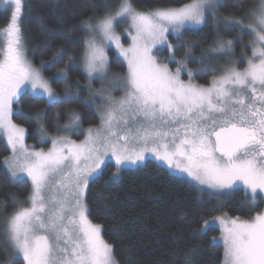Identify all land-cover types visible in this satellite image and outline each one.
Returning <instances> with one entry per match:
<instances>
[{
	"label": "snow or ice",
	"instance_id": "1",
	"mask_svg": "<svg viewBox=\"0 0 264 264\" xmlns=\"http://www.w3.org/2000/svg\"><path fill=\"white\" fill-rule=\"evenodd\" d=\"M4 3L12 5V11L0 49V135L11 153L3 163L13 182L26 176L30 183L29 195L24 200L14 196L15 207L3 217L9 262L19 255L20 264H119L113 245L102 235V225L90 218L86 201L90 184L99 179L108 160L115 161V171L105 185L115 182L122 167L142 163L151 155L201 189L230 192L243 185L250 212L264 204V31L254 23L264 28V5L251 9L238 5L235 11L242 15L237 16L221 13L217 0H191L179 7L162 0L149 9L138 7L135 0H116L81 21L88 34L79 62L70 55L63 67L46 77L45 61L37 67L27 56L20 23L23 0ZM206 12L214 17L217 32L213 43L201 49L198 67H209L212 53L231 54L235 38L242 41L247 67L239 69L230 59L220 76L200 85L188 67L195 41L185 37L184 29L202 24ZM121 24H127L123 33L117 30ZM221 28L235 32V37L221 36ZM245 29L251 36L246 43ZM172 33L175 43L169 38ZM181 43L186 51L177 56ZM249 45L251 57L244 51ZM165 48L175 70L157 59ZM109 50L125 71H113ZM72 71L86 75L88 98L101 101L96 105L100 123L84 130L83 140L51 136L41 123L42 109L34 117L22 110L14 113L13 105L28 90L33 101L47 106L71 104ZM184 71L187 81L181 76ZM94 79L100 81L99 88L92 87ZM59 82L63 95L53 87ZM116 91L123 95L115 96ZM66 112L64 124L57 113V132L79 134L81 113L71 107ZM14 114L34 118L39 123L37 143L50 142L51 147L26 144L27 129L15 123ZM224 206L217 201L212 211L220 214L211 219L201 212L198 234L205 235L210 225L218 224L221 235L212 239L223 242V264H264V208L244 219L229 215Z\"/></svg>",
	"mask_w": 264,
	"mask_h": 264
},
{
	"label": "trees",
	"instance_id": "2",
	"mask_svg": "<svg viewBox=\"0 0 264 264\" xmlns=\"http://www.w3.org/2000/svg\"><path fill=\"white\" fill-rule=\"evenodd\" d=\"M55 0H25L22 16V29L27 40L29 55L40 66L45 61L44 75L51 77L53 72L63 67L70 55L79 57L83 51L84 28L81 21L94 11L102 12L106 3L114 4L116 0H56L60 3L58 13L54 7ZM191 0H165L173 6H181ZM162 0H135L140 8L149 9ZM249 3V0H220L219 10L224 15L235 13L238 5ZM68 4V7L65 5ZM10 8L0 4V29L10 21ZM216 23L212 14L205 23L197 28L187 27L184 35L195 41L192 50L195 57L201 49L213 43L216 34ZM175 43V34L170 35ZM3 41L0 36V49ZM239 44L237 45V49ZM61 51L57 54V50ZM177 56L186 51V44L176 48ZM113 59L112 69L124 71L125 68L114 60V52L109 50ZM169 52L160 51L162 58ZM191 64L198 66L197 59H190ZM216 72L203 68L194 78L200 83H207ZM82 78L80 71L70 72V79ZM54 89L63 95V82L53 83ZM77 107L85 120L91 117V108L82 100L71 104L47 106L43 101H33L30 90L20 97V103L14 104V113L22 110L30 117L43 110L42 121L50 132L56 131L55 120L59 113L60 121L67 119V108ZM13 120L27 129V143L37 147L48 148L50 142L37 143L40 139L39 123L34 119H24L18 114ZM10 150L4 136L0 135V206L5 216L15 207L13 197L25 199L30 192L28 179L13 182L3 163ZM115 171V163L108 162L99 179L90 184L86 201L90 209V218L102 225V235L114 247V255L119 264H223V243L213 237L220 235L216 225H210L205 235H199L202 226L201 212L205 219L219 215L212 211L217 201L224 202L223 211L231 216L247 219L255 211L264 208V204L254 211L245 205V189L235 188L230 194L219 197L208 190H203L184 176L176 175L165 165L149 159L138 167L122 169L115 182L109 179ZM244 205V207H241ZM191 249V251H190ZM20 257L9 262V251L0 234V264H20Z\"/></svg>",
	"mask_w": 264,
	"mask_h": 264
},
{
	"label": "rangeland",
	"instance_id": "3",
	"mask_svg": "<svg viewBox=\"0 0 264 264\" xmlns=\"http://www.w3.org/2000/svg\"><path fill=\"white\" fill-rule=\"evenodd\" d=\"M190 2H191V1H190ZM190 2H188V3H190ZM217 2H218V4H219L220 0H217ZM24 3H25V0H23V4H24ZM115 3H116V2H115ZM115 3H114V4H115ZM188 3H186V4H188ZM0 4H1L3 7L10 8V13H11V11H12V5H10V4H5V3H4V0H0ZM106 4H108V3H106ZM58 5H60V3L57 2V1L55 0V1H54V7H55V11H56V13H58V9H59V6H58ZM109 5H113V4H109ZM65 6L68 7V4H66ZM176 7H179V6H176ZM24 8H25V7H23V10H22V15H21L20 23H22V16H23ZM209 14H211V12H206L205 21H206L207 16H209ZM205 21H204L202 24H200V25H194V24L186 25L185 28H187V27H190V28H197V27H200V26H202V25L205 23ZM9 22H10V21H9ZM7 25H8V24H7ZM7 25H6V26H7ZM6 26H4V27H2V29H0V36H1L2 41H3V46H4V41H5L4 29H5ZM21 26H22V25H21ZM126 27H127V24H121V25L118 26L117 30H118V32L123 33V29L126 28ZM215 27H216V32H217V26H215ZM231 27H232V28H235L236 25L233 23V24L231 25ZM248 32H249V30H248V29H245V36H244V42H245V43L250 39V36L247 34ZM87 34H88V33H87L86 30L84 29L83 45H84V37H85ZM172 34H174V33H172ZM172 34H170V35H172ZM23 35H24V33H23ZM220 35L223 36V37H225L226 39H233V38L235 37V32H232V31H230V32H225V31L221 28V29H220ZM215 36H216V34H215ZM169 38H170V37H169ZM24 39H25L26 52H27L28 59L31 60V61L34 63V61L32 60V58H31L30 55H29V49H28L27 40H26V37H25V36H24ZM122 40H123V42H124L125 44L128 43L127 38H126V36H124V35H122ZM170 40H171V39H170ZM238 44H239V47H238V49H237V45H238ZM83 48H84V47H83ZM242 48H243L242 41H241L239 38H235V39H234V46H233V51H232V53L229 54L227 51H225V52H220V53H212V54H211V58H210V59L208 60V62H207L208 65H209V67H207L206 69L213 70V71L216 72V73L214 74L215 76H220V75L222 74V69H223V67H224L225 65L228 64V62H229L230 59H235V60L237 61L236 67L239 68V69H243V68L247 67V59H246V57H244V56L241 55ZM244 51H246V53H247V57H251V56H252L251 45H249L247 49H244ZM168 55H169V54H168ZM168 55H166L165 58H162V55H160V52H159V53L157 54V59H158L159 62H162V63H166V64H168L169 67H170L172 70H175V68L177 67V65L175 64V62H169V60H168ZM176 55H177V54H176ZM109 57H110V54H109ZM190 59H197V57H195L194 55H190V56L188 57V67L194 69V76H195L196 73L199 72V71H200L201 69H203V68H199L198 66H195L194 64H191V63L189 62ZM34 64H35L37 67H39V65H37L36 63H34ZM113 71H117V70H113ZM124 71H125V70H124ZM120 72H123V71H120ZM80 73H82V72H80ZM214 75H213V76H214ZM181 76H182V79H184L185 81H187V80L189 79V77L187 76L186 71L182 72ZM213 76H212V77H213ZM212 77H211V79H212ZM211 79H210L207 83H200L199 81H197V80L194 78V82H195V83H198V84H200V85H208V84L210 83ZM77 80H79V83H78V84L76 83ZM69 83L71 84L72 92H73V94H74V98H73L72 101H74V100H75V101L82 100V102H84L85 104H89V105H90V108H91V117H90V119H88V117H87V119L85 120V117H84L83 113H82L77 107H71V108H74V109L78 110V111L81 113L82 118H83V127H82V129L78 130L79 134H77V133H63V132L58 133V132H57V128H56V131H55V132H50V131H48V130H47V131H48V133H49L51 136H56V135H69L73 140L81 141V140L84 139L85 134H86V132H85L84 130H86V129H87L88 127H90V126H96V125H98V124L100 123L99 118H98V113L96 112V105L99 104V103H101V101H100L99 99L92 100V99H89V98H88V97H89V93H88V80H87V77H86L85 74L82 73V78H79V79H78V78H77V79H70ZM92 87H94V88H99V87H100V81H99L98 79H94V80L92 81ZM63 94H64V93H63ZM114 95L117 96V97H119V96L123 95V92H122V91H116V92H114ZM67 119H68V118H67ZM67 119H65V120H63V121H60V124H64V123L67 121ZM15 123H16V122H15ZM41 123H43L42 120H41ZM43 124H44V126H45V128H46L45 123H43ZM23 127H24V126H23ZM46 129H47V128H46ZM26 138H27V136L25 137V143L28 144ZM28 145L31 146L30 144H28ZM49 147H51V144H50ZM49 147H48V148H49ZM38 148H43V147H38ZM45 149H47V148H45ZM10 155H11V153L9 154V156H10ZM149 159L156 160L153 156L148 155V156L146 157V160H145L144 162L139 163V164H136V165H129V166H126V167H138V166L143 165L144 163H146V161L149 160ZM111 161L115 163L114 160H108V161H106L105 165L103 166V169L105 168V166L107 165V163H108V162H111ZM156 161H158V160H156ZM158 162L161 163V164H163V163L160 162V161H158ZM163 165H164V164H163ZM126 167H122V168H121V170H120V172H119V174L117 175L116 178H119V177H120V173H121L122 169H124V168H126ZM170 171L173 173V170H172V169H170ZM176 175H180V176H184V177H186V175H184V174H180V173H176ZM21 179H28V178H27L26 176H21V177L17 178L16 180H21ZM188 179H189V178H188ZM192 182H193V181H192ZM193 183H195V182H193ZM197 186H198V185H197ZM198 187H200V186H198ZM237 187H243V185H239V184H238V185L234 186V188H233L230 192H215V191H213V190H211V189H208V188H206V187L203 188V190H208V191H210L211 193L216 194V195L219 196V197H224V196L230 194V193H231L235 188H237ZM200 188H201V187H200ZM87 193H88V192H87ZM86 197H87V195H86ZM21 200H24V199H21ZM3 214H4V213L1 211V208H0V234L2 233V229H3V223H2V221H3V217H4ZM213 225L218 226V224H213ZM218 227H219V226H218ZM220 235H221V233H220ZM220 235H218V236H216V237L219 238ZM215 241H216V242H221V243H223L220 239H216ZM7 250H8V249H7ZM8 251H9V250H8ZM16 257H20V256L17 255ZM13 258H14V257H13ZM20 258H21V257H20Z\"/></svg>",
	"mask_w": 264,
	"mask_h": 264
},
{
	"label": "clouds",
	"instance_id": "4",
	"mask_svg": "<svg viewBox=\"0 0 264 264\" xmlns=\"http://www.w3.org/2000/svg\"><path fill=\"white\" fill-rule=\"evenodd\" d=\"M259 5H264V0H249V3H247L245 6H246L247 8H249V9H251V8H253L254 6H259ZM235 14H236L237 16L242 15V13H241L240 11H235ZM244 22H245L246 24H247V23H250V21H248V20H245ZM254 23H256V26H257L258 28H260L262 31H264V28H262V27L259 25L258 22H254ZM249 31H250V29H249ZM250 39H251V36H250Z\"/></svg>",
	"mask_w": 264,
	"mask_h": 264
}]
</instances>
